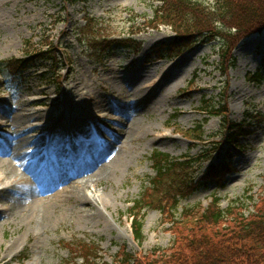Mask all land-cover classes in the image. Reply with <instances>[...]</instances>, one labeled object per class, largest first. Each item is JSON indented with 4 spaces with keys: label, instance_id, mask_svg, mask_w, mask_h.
Returning a JSON list of instances; mask_svg holds the SVG:
<instances>
[{
    "label": "rangeland",
    "instance_id": "rangeland-1",
    "mask_svg": "<svg viewBox=\"0 0 264 264\" xmlns=\"http://www.w3.org/2000/svg\"><path fill=\"white\" fill-rule=\"evenodd\" d=\"M160 5L154 0H0V61L23 58L45 40L65 52L58 81L52 79L50 64L43 60L25 63L21 78H5L0 71V161L8 159L6 151H1L10 149L19 134L29 140L20 150L24 156L14 161L17 175L1 181L0 264H83L84 252L79 247H85L97 261L115 264L122 251L147 255L172 247L174 229L185 228L170 223L171 198L163 203L166 213L156 208L165 196L149 188L155 177L150 160L154 151L176 159L187 156L195 162L191 168L195 174L175 171V185L191 186L192 176L191 187L198 184L180 196L176 218L185 211L186 221H191L212 197L219 199L222 209L233 205L245 214L264 199V32L235 45V64L224 73L218 39L168 46L175 35L154 15ZM86 15L97 19L98 34L131 39L133 47L109 54L106 48L99 53L105 58L100 62L79 43L78 31L88 27L83 26ZM250 37L260 40L246 44ZM166 68L167 77L147 93L150 81ZM110 76H115L114 87L111 80L101 81ZM218 102L227 111L209 116L205 103ZM15 114L20 121H15ZM76 114L91 124L84 133L73 123ZM247 115L252 117L249 122L244 121ZM133 117L146 125V134L132 141L123 139L125 160L111 163ZM223 117L238 127L243 125L242 134L235 138L237 148L221 139ZM34 126L40 128L30 131ZM188 129L204 140L195 148H190ZM116 140L118 144L109 148ZM202 148L211 150L204 155L208 160H198ZM210 165L218 167L209 172ZM49 168L65 175L43 194L52 197L45 214H39L40 209L34 214L31 201H22L21 208L11 206L18 197L15 189L21 191L26 182L36 185L31 171ZM78 168L91 171L68 182ZM181 176L184 180L178 179ZM164 180L160 179L163 186ZM84 181L87 188L77 190L76 183ZM10 185L16 188L7 190ZM64 185L69 188L61 190ZM141 197L143 239L138 242L129 215L132 201ZM24 207L29 214H24ZM3 208L10 209L2 212Z\"/></svg>",
    "mask_w": 264,
    "mask_h": 264
},
{
    "label": "trees",
    "instance_id": "trees-1",
    "mask_svg": "<svg viewBox=\"0 0 264 264\" xmlns=\"http://www.w3.org/2000/svg\"><path fill=\"white\" fill-rule=\"evenodd\" d=\"M154 1L161 4L154 10V15L159 17V24L167 25L174 31L175 36L168 46L176 48L187 44L191 45L195 40L213 41L218 39L221 41L222 68L220 71L224 73L227 68H232L235 64L232 55L235 45L248 35L264 30V0H210L209 3L201 0ZM97 24L96 18L86 15L83 26L88 25V27L85 31H78V34H81L78 39L79 43L88 47L91 55L101 59L100 62L103 61V57L99 53L106 48L108 52L110 48L133 47L131 39H121L120 37L107 39L98 34L96 32ZM47 41L40 43V47L35 51L27 52L23 58L0 61L1 70L8 71L11 75H21L25 63L32 64L43 60L50 64L52 79L55 78L58 81L61 78L58 72L59 63L61 59L65 61V52L58 49L59 45L56 47L53 42ZM165 49L169 52L168 48ZM164 52L166 51L164 50ZM59 54L61 55L59 56ZM204 111L209 116H217L227 110L224 104L218 102L205 103ZM245 118L244 121L249 122L252 117L247 115ZM222 120L225 131L221 139L227 141L231 147L237 148L235 138L242 134L243 125L238 127L236 123H231L224 117ZM201 125L202 123L196 128H200ZM185 134L191 140L192 148L203 141L201 134L198 135L193 129H188ZM203 148L201 150L204 153L198 159L199 161L209 159H206L208 156L204 155H208L211 150ZM205 152L208 153L205 154ZM150 160L155 177L151 178L149 188L153 192L156 191V193L165 196L162 198L161 204H156V208L162 214L166 213L163 203L171 198L170 223L174 224L173 226L181 225L185 229L182 230L181 227L174 229V245L162 253L159 250H153L147 255H133L122 251L118 254L115 264H264V199L260 198L255 203L253 210L245 214L241 212V208L233 207V205L222 209L218 206L219 199L213 197L205 208L192 216L191 221H186L188 215L185 214V211L179 218H176L174 213L180 196L182 197L185 191L192 188L195 190L198 184L197 187H191L194 181V176H192L191 186L186 185L183 188V185L182 187L180 184L175 185L172 183L177 178L175 171L189 170L195 174L196 171L191 170L195 163L194 159L187 156L176 159L167 153L154 151ZM220 165L222 164L220 163ZM222 166L224 167V165ZM160 179H165V186L162 185ZM178 179L184 180V177L181 176ZM170 188L171 191L167 194ZM141 200L142 197L134 200L130 207L133 234L138 242L143 239L140 211L144 204ZM78 251L84 252L81 255L83 264H105L103 261H97L94 258L95 255L89 253L85 247H79Z\"/></svg>",
    "mask_w": 264,
    "mask_h": 264
},
{
    "label": "bare ground",
    "instance_id": "bare-ground-1",
    "mask_svg": "<svg viewBox=\"0 0 264 264\" xmlns=\"http://www.w3.org/2000/svg\"><path fill=\"white\" fill-rule=\"evenodd\" d=\"M261 37L264 38V35H262ZM256 39L260 40L259 38H256ZM256 39L254 37H252V38L250 37V38H248L249 41L246 42V44H251L252 42H256ZM168 72L169 71L167 68L161 70L159 72V73H161L160 76L158 78L152 79L150 81V83L148 84V86H147L148 88H146V90L148 89L147 93H149L151 88L153 89V87L155 85L159 84L165 76L167 77ZM181 77H182V75H181ZM114 78H115V76H110V77H107L106 79L102 78L101 81L106 83V82H109L108 80H111V82L113 83V82H115ZM111 86L112 87L116 86V83L111 84ZM101 87L103 89L106 88V86H104V85H102ZM13 118L15 119L16 122L21 120V117L18 114L13 115ZM4 126H7V125H4ZM42 126L47 127V125H45V124H43ZM38 128H40V126L39 127H37V126L31 127V128H29V130L35 131ZM146 130H147L146 125L141 124V121L138 120L137 117H133V119H131V124H127L125 126V132L123 133L122 139L119 140L121 148L119 151H117L115 157L112 158L111 163L117 162L119 165L125 160L124 148H123L124 145H122L123 139H128L130 141L139 139L142 135L146 134ZM16 133H18V132H16ZM13 134H14V132H13ZM117 142H118V140L112 142L111 146H109V148H114V146H115L114 144H118ZM28 143H29L28 138L24 134H19L17 139L15 138L14 141L11 143L10 149L6 148V147H4L2 149L1 152L6 151L4 153V155L7 156L8 159L0 161V167H1L0 168V185H2L4 183L1 181H2V179H5V177L17 175L14 161H17L18 159H20L24 156L20 150L23 147H25L26 145H28ZM109 145H110V143H109ZM207 153L208 152H205V154H207ZM106 167H108V166H106ZM84 171H87V172L84 173ZM90 171H91V169L83 170L82 173L79 171H76L72 175H74L73 178L75 180H77V179H79V177H81L82 175H84L86 173H89ZM33 177H34V180L36 183L35 186H34V184L32 186V184H31L32 182L31 183L26 182L25 184H23L21 191L19 189H15L16 186H15V188L14 187L12 188L13 190L15 189L16 195L18 197H16L15 199L12 200L13 203L11 204V206L15 205V207L21 208L22 207V203H21L22 201H31L33 213L36 214L37 211L40 209L38 212H39V214L42 215L43 212L45 211L47 204L51 201V198H52L50 195H43V194L46 193L47 191H50V189H52V187H53L52 185H54V183L55 184H58V183L56 181H51L49 183H43L42 173L34 174ZM88 180H90V178ZM88 180H86V181H88ZM86 181L77 182L75 185V186H77V190H81V191L85 190V189H78V188H87ZM68 182H72V177L69 179ZM11 187H12V185H10L7 188V190L10 189ZM67 188H69V187L64 185L61 188V190H65ZM3 189H4L3 185L0 186V192L3 191ZM12 189H10V190H12ZM76 192H79V191H76ZM79 198H81V197H79ZM99 199L100 198L98 197L96 200H99ZM77 200H80V199H77ZM81 200H83V199L81 198ZM100 203H102V202H100ZM9 209L10 208H6V210H5V208H3L2 212H3V210L7 211ZM22 210L25 212L24 213L25 215L29 214V209L27 207L26 208L24 207ZM44 214H45V212H44ZM6 250H7V247L5 248L4 251H6Z\"/></svg>",
    "mask_w": 264,
    "mask_h": 264
}]
</instances>
